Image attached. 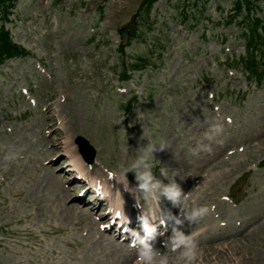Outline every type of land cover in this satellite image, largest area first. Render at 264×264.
Listing matches in <instances>:
<instances>
[{
  "label": "rangeland",
  "instance_id": "1",
  "mask_svg": "<svg viewBox=\"0 0 264 264\" xmlns=\"http://www.w3.org/2000/svg\"><path fill=\"white\" fill-rule=\"evenodd\" d=\"M196 1L0 0V63L5 51L16 55L0 64V264H115L87 218L65 207L83 188L67 165L81 158L78 136L97 162L80 164L120 178L140 148L163 144L153 183L169 178L189 210L206 205L212 216L217 204L240 222L236 246L200 236L209 247L198 246L204 261L192 264H264V25L244 37L252 21H241L237 0H209L196 17L190 8L185 24ZM257 1L246 15L264 23ZM7 35L27 55L7 50ZM213 124L219 142L204 137ZM125 175L136 187L135 170ZM183 223L188 234L225 224Z\"/></svg>",
  "mask_w": 264,
  "mask_h": 264
},
{
  "label": "clouds",
  "instance_id": "2",
  "mask_svg": "<svg viewBox=\"0 0 264 264\" xmlns=\"http://www.w3.org/2000/svg\"><path fill=\"white\" fill-rule=\"evenodd\" d=\"M222 125L213 124L204 133V137L209 141H214L222 133ZM216 142H219L216 140ZM204 151H211L210 145H199ZM164 145H159V149L155 144L150 143L139 149L138 155L129 165V168L123 172V180L116 178L118 181L126 179V172L135 170V179L138 182V187L141 190L148 191L156 185L153 183L152 167L154 153L163 149ZM166 197L172 202L179 201L181 203V212L185 219L191 222H196L203 218L209 211L206 205L196 206L192 204L191 209L185 206L187 195L181 194L180 190L175 187L165 189ZM169 219L174 220L176 226H180L182 219L174 216H169ZM141 230L144 235H140L137 231H132V237L135 240L138 248V264H192L193 260L198 256L199 249L197 241L193 233L185 234L179 227H173L172 234L165 242V251L157 249L150 241L154 238L157 227L150 223L146 216L140 217Z\"/></svg>",
  "mask_w": 264,
  "mask_h": 264
},
{
  "label": "bare ground",
  "instance_id": "3",
  "mask_svg": "<svg viewBox=\"0 0 264 264\" xmlns=\"http://www.w3.org/2000/svg\"><path fill=\"white\" fill-rule=\"evenodd\" d=\"M47 110V109H46ZM48 122L49 123H54L55 121L53 120V118L51 117V116H49L48 117ZM55 126H56V124H55ZM53 127L52 129H56L55 130V136H58V129L56 128V127ZM48 127V126H47ZM46 127V128H47ZM49 130V129H48ZM50 131V130H49ZM262 138L264 139V134L262 135ZM72 153H74V152H72ZM75 154V153H74ZM73 156H76V155H72V157ZM74 160L71 158L70 160H68V164H75V163H77V167H79V169H78V172L80 173V177H82V178H84L85 176H87L86 178L89 180L88 182H90V184L88 185V186H86V190H88V191H91V188L93 187H95V182L96 183H100V185H101V187H102V190H103V192H104V195H106V196H109L110 195V189L107 187V181H108V179H107V177H105V176H103V175H99V176H97V177H95V176H93L92 175V172L90 171V172H84V169H85V167L84 166H82V167H80L79 166V164H78V162H73ZM67 164V165H68ZM69 169V168H68ZM60 175V174H59ZM86 178H84V180H87ZM75 183V182H74ZM77 183V182H76ZM105 185V186H104ZM118 185L120 186V188L119 189H117V192L121 195V196H124V195H126L125 196V204L126 205H129L130 204V197H128V195L127 194H129V192L131 191L130 190V187L128 186V184L127 183H125L124 181H118ZM123 186H124V189H123ZM181 189V188H180ZM69 191H71L70 189H66V191H65V193H66V195L68 196L69 195ZM80 193V192H79ZM137 193L138 194H141V192L140 191H135L134 192V197H135V200H133V201H135L136 202V207H135V209H134V211H136V209H137V206L138 205H140L141 204V202H139L138 200H140V198L137 200ZM80 196H83V200H82V197H81V199H80ZM164 199H166L167 197L165 196H162ZM133 198V197H132ZM76 199L78 200V202L79 203H84V202H89L90 204H93V207L94 208H96V207H101V206H105V205H107L108 204V202H109V200L108 199H105V198H101V197H99V196H96V195H94L93 193L90 195V196H88L87 194H82V193H80V194H76ZM85 199H86V201H85ZM91 199V200H90ZM175 205H176V207H180V205H181V203L179 202V201H177V202H175ZM178 205V206H177ZM80 208V206L79 205H75V208H71L70 206H69V208L70 209H72L73 211H76L77 210V208ZM69 209V210H70ZM177 210H178V208H177ZM71 211V210H70ZM72 212V211H71ZM175 211H172L171 213H168L167 211H165V210H163V214H164V216H165V218H166V224L168 225V226H171V225H173V222H174V220H171V219H169V216H174L175 217ZM72 214V213H71ZM88 216L89 217H91L92 218V215L89 213L88 214ZM104 216L105 217H107V218H110L109 217V214L108 213H105L104 214ZM91 218H88V219H90L91 221H92V219ZM131 217H130V215H128L126 212H124L123 214H122V220H127L128 221V224L129 223H131L130 222V219ZM181 219V218H180ZM264 219V218H263ZM92 223L93 224H95V222L94 221H92ZM153 223L155 224V225H157L158 227V229L160 230V229H163V226L162 225H159V222L156 220V219H153ZM203 225V224H202ZM202 225H200L197 229H195L194 230V232L197 234V237L198 236H200V235H204V236H207V235H209V228H214L215 230H223V229H225L227 226H228V223L227 222H225V224L224 225H217L216 227H215V225H213V224H210V226H208V228L207 227H204V226H202ZM246 228H248V226L247 227H245V229ZM206 229V230H205ZM204 230H205V232L206 233H204ZM169 232H170V227H169ZM186 233V232H185ZM172 234V233H171ZM239 235V234H238ZM240 235H242V234H240ZM99 238L100 239H102V241L103 240H105L106 238H105V236H103V235H100L99 236ZM223 240V241H222ZM225 240H227V239H221V242H224ZM102 241H100V242H102ZM98 242V241H97ZM96 242V243H97ZM99 242V243H100ZM220 242V243H221ZM206 245V244H205ZM227 247H223V249H220V248H217L216 249V254H215V258L217 257H219V258H221L222 257V254H225L226 252H230V246H228V245H226ZM203 250H206V247H201ZM201 248H198V249H201ZM213 250H210V251H204L205 252V254H206V252H212ZM228 252V253H229ZM200 254H202V253H200ZM228 258H229V256H227ZM134 259V258H133ZM132 259V260H133ZM132 260H131V258L129 257V256H125V258L122 260V262L124 263V264H130L131 262H132ZM222 264H225L224 262L222 263Z\"/></svg>",
  "mask_w": 264,
  "mask_h": 264
},
{
  "label": "water",
  "instance_id": "4",
  "mask_svg": "<svg viewBox=\"0 0 264 264\" xmlns=\"http://www.w3.org/2000/svg\"><path fill=\"white\" fill-rule=\"evenodd\" d=\"M121 37H122V39H125L126 33L122 32ZM78 143L81 145L80 147H81V150L84 153V155H89L90 158H92L94 155V152L90 150L89 146L87 145V142L83 138H79Z\"/></svg>",
  "mask_w": 264,
  "mask_h": 264
},
{
  "label": "trees",
  "instance_id": "5",
  "mask_svg": "<svg viewBox=\"0 0 264 264\" xmlns=\"http://www.w3.org/2000/svg\"><path fill=\"white\" fill-rule=\"evenodd\" d=\"M247 1V0H246ZM248 2V1H247ZM9 42V41H8ZM9 44V46L11 47V49H15V48H17L15 45H13L12 43H8ZM8 53V52H7Z\"/></svg>",
  "mask_w": 264,
  "mask_h": 264
},
{
  "label": "snow or ice",
  "instance_id": "6",
  "mask_svg": "<svg viewBox=\"0 0 264 264\" xmlns=\"http://www.w3.org/2000/svg\"><path fill=\"white\" fill-rule=\"evenodd\" d=\"M117 215H119V213H117Z\"/></svg>",
  "mask_w": 264,
  "mask_h": 264
}]
</instances>
